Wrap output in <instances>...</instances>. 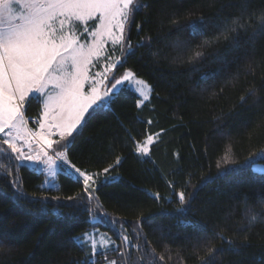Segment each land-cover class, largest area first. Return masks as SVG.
Returning <instances> with one entry per match:
<instances>
[{
  "label": "snow or ice",
  "instance_id": "obj_1",
  "mask_svg": "<svg viewBox=\"0 0 264 264\" xmlns=\"http://www.w3.org/2000/svg\"><path fill=\"white\" fill-rule=\"evenodd\" d=\"M253 2L237 0L230 4L236 11L217 21L213 36L195 45L177 39L171 46L173 54L151 51L149 36L132 41L133 26L137 35L143 31L142 23L135 20L137 13L151 7L144 0H0V182L11 189L10 199L14 203L39 204L40 210L46 212L49 203L55 201L54 214L64 217L66 214L60 212L63 201L76 212L86 213L87 221L100 222L91 224L92 231L69 238L85 252L83 259L71 264H98L100 256L104 264H129V248L138 252L135 264H145V261L146 264H166V259L172 260L168 245L157 254L143 227L156 225V216L161 214L187 217L193 198V193L187 191L188 184L177 188L175 181L166 180L170 190L167 195L145 190L157 203H176L177 207L171 213L148 216L141 213L134 222H128L109 214L98 195L102 186L117 184L123 179L113 173L124 157L117 155L112 163L98 171L82 169L73 159L75 142L92 119L111 110L112 104L126 92L136 95L138 109L150 103L153 85L143 79L136 68L125 67L140 48H148L154 58L192 65L194 71L199 70L195 67L198 63L211 58L221 65L218 71L232 72L226 85H235L242 75L255 78L257 67H264V55H259L256 48L258 39L264 38V0H260L259 7H253ZM182 3L183 0H175L173 10L162 14L177 31L186 29L192 37L204 35L208 21L203 16L181 23L178 6ZM221 38L227 42L224 52H209ZM214 75L216 73L205 74L202 79ZM261 88H264V75ZM259 91L249 87L239 97V106L243 108L251 100V108L256 109L257 115L255 126L264 128L261 123L264 96L258 95ZM33 105L38 109L36 116L28 115ZM29 123L36 127L30 128ZM146 123L151 125L153 121L149 119ZM164 131L144 133L139 139L129 133L132 154L141 163L155 165L151 148ZM228 151H231L230 145ZM258 158L264 159V147L247 157L243 164H236L227 156L221 159L225 165H234V172L250 169L264 179V166L256 163ZM25 164H31L36 172L46 176L39 186L40 192L60 191L57 183L60 174L79 184L81 191L65 197L29 195L24 191L20 174V167ZM216 166L220 170L221 162L217 161ZM204 182L202 180V184ZM245 218L247 226L254 227L264 223V211L254 213L246 206ZM178 223L194 229L187 239L192 243L198 264H216V253L222 249L211 246L212 240L220 239L230 247L235 243L224 236L223 228L217 232L215 228L210 230L207 224L188 219ZM107 225L115 229L113 235L119 236L120 243L99 231V227ZM158 230L156 225L153 231ZM8 245L9 238L0 235V254ZM201 249L204 255H199ZM113 252L119 258L110 259Z\"/></svg>",
  "mask_w": 264,
  "mask_h": 264
},
{
  "label": "trees",
  "instance_id": "obj_2",
  "mask_svg": "<svg viewBox=\"0 0 264 264\" xmlns=\"http://www.w3.org/2000/svg\"><path fill=\"white\" fill-rule=\"evenodd\" d=\"M144 2L151 7L137 13L135 20L142 23L143 31L137 35L133 26L132 41L149 36L151 51L173 53L171 46L177 39L195 45L213 36L214 25L236 11L229 5L237 0H183L178 6L181 23L200 16L208 21L204 35L196 37L186 29L177 31L162 14L173 10L175 0ZM259 6L260 0H254L253 7ZM226 46L227 42L221 38L208 51L222 54ZM256 48L259 55H264V38L258 39ZM125 67L136 68L142 78L153 85L150 103L138 109L136 95L126 92L112 104L111 110L98 115L83 128L74 148V162L89 171L106 167L117 155L124 157L113 173L123 179L117 184L102 186L98 192L104 209L128 222H134L141 213L144 216L171 213L176 203H157L145 190L167 195L170 190L166 180L175 181L177 188L188 184L187 191L193 193V198L187 217L161 214L156 216L158 231H153L156 225L143 227L157 254L168 245L172 260L166 259V264H181V259L183 264H198L192 243L187 239L194 229L179 224L181 219L207 224L210 230L215 228L217 232L223 228L224 236L235 242L230 247L220 239L211 241V246L222 249L216 253V264H264V223L248 227L245 218L246 206L254 213L264 211V179L250 169L234 172V165H225L221 159L227 156L236 164H243L247 157L264 147V128L255 126L257 115L256 109L251 108L252 101L243 108L239 106V97L249 87L260 89L257 94L264 96V88H261L264 67H257L255 78L242 75L235 85H226L232 72L218 71L221 65L211 58L198 63L195 67L199 70L194 71L187 63L173 64L169 59L154 58L148 48H140ZM210 73L216 75L202 79ZM213 92L216 95H212ZM37 110V106H30L28 115L36 116ZM222 113L223 118H220ZM149 119L153 121L151 125L146 123ZM161 129L165 131L151 148L155 165L141 163L132 154L129 133L139 139L144 133ZM217 161L221 162L220 170ZM20 174L24 191L29 195L65 197L81 191L79 184L60 174L57 177L60 191L40 192L39 186L46 178L44 174L27 164L21 165ZM0 189H3L0 191V235L10 241L0 254V264H71L84 258L85 252L69 238L90 231L91 224L99 225V221H87L86 213L76 212L63 201L60 212L66 214L64 217L54 214L55 201L49 203L46 212L40 210L39 204H17L10 199V188L0 182ZM69 213L75 215L68 216ZM99 230L109 233L119 243L110 225ZM128 230L131 235V224ZM132 240L136 243L135 237ZM129 252V264H135L138 252L133 248H129ZM199 255H204L203 249ZM113 257L119 258L115 252L109 255ZM98 264H104L103 256L98 257Z\"/></svg>",
  "mask_w": 264,
  "mask_h": 264
},
{
  "label": "rangeland",
  "instance_id": "obj_3",
  "mask_svg": "<svg viewBox=\"0 0 264 264\" xmlns=\"http://www.w3.org/2000/svg\"><path fill=\"white\" fill-rule=\"evenodd\" d=\"M96 70H98V69H93V71H96ZM29 127L30 128H32V127H36L34 124H30L29 123ZM256 163L259 165V166H264V159H257V161H256ZM27 165H29L30 167H32L33 168V166L31 165V164H27ZM115 230V229H114ZM90 231H92V229L90 230ZM101 233H107V232H105V231H102V230H99ZM109 234V233H108ZM80 235H82V234H80ZM110 235V234H109ZM119 237V236H118ZM113 239V238H112ZM119 243H120V240H119ZM111 259V258H110Z\"/></svg>",
  "mask_w": 264,
  "mask_h": 264
}]
</instances>
